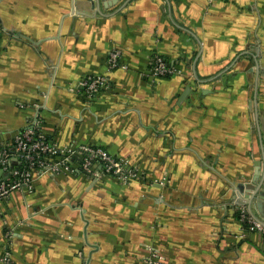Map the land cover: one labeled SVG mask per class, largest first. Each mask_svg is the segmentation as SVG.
<instances>
[{
    "label": "crops",
    "instance_id": "1",
    "mask_svg": "<svg viewBox=\"0 0 264 264\" xmlns=\"http://www.w3.org/2000/svg\"><path fill=\"white\" fill-rule=\"evenodd\" d=\"M28 128L72 171L0 203V264H264V0H0V148ZM87 146L142 178L84 173Z\"/></svg>",
    "mask_w": 264,
    "mask_h": 264
},
{
    "label": "built area",
    "instance_id": "2",
    "mask_svg": "<svg viewBox=\"0 0 264 264\" xmlns=\"http://www.w3.org/2000/svg\"><path fill=\"white\" fill-rule=\"evenodd\" d=\"M120 53L111 52L107 59L110 70L120 68ZM150 76L153 80L172 77L177 74L175 67L168 64L162 57H154L151 62ZM80 88L88 98L94 97L98 92L108 89V82L105 77L92 76L85 78L80 82ZM36 129L28 128L21 133L13 136L10 144L0 148V176H6L0 179V203L9 198L15 191L30 187L34 176L39 173L61 171L71 172L69 155L73 150L64 152L58 151L51 144L47 137L42 133H36ZM82 159L81 169L84 173H91L95 164H100L104 172L110 176L116 177L123 184L140 180L142 174L137 168L127 166L123 161L113 157L107 151L100 148L82 147L78 151ZM22 159V166L26 170L15 169L11 166V159L15 156ZM246 207L241 209V221L250 226L251 230H262L261 226L254 222ZM149 264H160L149 259Z\"/></svg>",
    "mask_w": 264,
    "mask_h": 264
},
{
    "label": "water",
    "instance_id": "3",
    "mask_svg": "<svg viewBox=\"0 0 264 264\" xmlns=\"http://www.w3.org/2000/svg\"><path fill=\"white\" fill-rule=\"evenodd\" d=\"M261 170V167L260 166H257L256 167V174L257 173H259V171ZM250 192H248V193H244L243 194V199L244 200H246L247 202H248V204H249V207H248V214H250V216L254 219V220H256L261 226H264V223H262V222H260L259 220H257V218H255L254 216H253V214H252V212H251V208H250V204H251V202L253 201V199H254V196H255V192H251V194H249ZM253 193V194H252ZM242 194V193H241ZM258 205H260V204H258Z\"/></svg>",
    "mask_w": 264,
    "mask_h": 264
},
{
    "label": "trees",
    "instance_id": "4",
    "mask_svg": "<svg viewBox=\"0 0 264 264\" xmlns=\"http://www.w3.org/2000/svg\"><path fill=\"white\" fill-rule=\"evenodd\" d=\"M165 61L168 63V64H170L171 62L169 61V60H167V59H165ZM37 133H40V131L39 130H37L36 131V133L35 134H37ZM48 139V138H47ZM48 141L49 142H51L49 139H48ZM23 168H24V170H26V168H25V165L23 164V166H21V168L19 169V170H23ZM243 225L245 226V228H249V226L246 224V223H243Z\"/></svg>",
    "mask_w": 264,
    "mask_h": 264
},
{
    "label": "bare ground",
    "instance_id": "5",
    "mask_svg": "<svg viewBox=\"0 0 264 264\" xmlns=\"http://www.w3.org/2000/svg\"><path fill=\"white\" fill-rule=\"evenodd\" d=\"M258 226L260 225V224H258L256 221H254ZM243 223H245V222H243ZM249 226V225H248ZM261 226V225H260ZM249 228H250V226H249ZM261 228L263 229V227L261 226ZM251 229V228H250ZM253 230H256V229H253Z\"/></svg>",
    "mask_w": 264,
    "mask_h": 264
}]
</instances>
